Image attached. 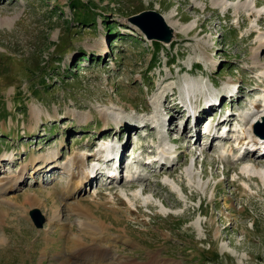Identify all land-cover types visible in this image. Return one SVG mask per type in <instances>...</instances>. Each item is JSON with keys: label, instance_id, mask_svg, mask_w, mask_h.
Returning a JSON list of instances; mask_svg holds the SVG:
<instances>
[{"label": "rangeland", "instance_id": "obj_1", "mask_svg": "<svg viewBox=\"0 0 264 264\" xmlns=\"http://www.w3.org/2000/svg\"><path fill=\"white\" fill-rule=\"evenodd\" d=\"M229 1L0 0V264H63L80 236L122 264H264V179L247 174L264 156L237 142L264 111V0ZM148 11L177 35L159 53L130 21ZM213 100L197 131L179 128L178 106ZM109 143L125 148L118 175L76 189ZM79 202L100 242L76 223Z\"/></svg>", "mask_w": 264, "mask_h": 264}, {"label": "bare ground", "instance_id": "obj_2", "mask_svg": "<svg viewBox=\"0 0 264 264\" xmlns=\"http://www.w3.org/2000/svg\"><path fill=\"white\" fill-rule=\"evenodd\" d=\"M249 5H253V7H254L253 12L255 13V11H256L255 9H258V7H256L258 5L256 2L248 1V2L241 3L242 10L245 8L246 9V12H247ZM212 6L214 8H218V9H221L223 11H226L230 7H235L236 5H235V3H232L229 0H212ZM253 7H251V8H253ZM238 9H240V7ZM243 11H245V10H243ZM167 18H168V16H167ZM168 25L170 27H172L169 23H168ZM0 26H1V24H0ZM176 37H177V35L175 33V37L174 38H176ZM104 52H105V50H103V53ZM215 100H213V101H215ZM206 103L207 102L205 101L204 104H201L199 106H197V105L195 106V104L194 105L189 104V107H188V105L186 106L187 103H185V105L183 107H181V105L178 106L177 107L178 110H182V113L179 114V117H181V118L186 117L187 121L185 122V125H186V123L188 121H191L192 122V128L195 131H197V129L199 128V126L202 125V124H200L201 118L202 117L203 118L206 117L207 114L210 113V110L215 109V107L218 104L216 101H215V103L214 102H211L210 104H208V103L206 104ZM184 107H186V109ZM34 114H35V118H37L40 115V113L38 114V111H36V110L34 111ZM262 114H263L262 118L261 119H257L258 118V116H257L256 117V119H257L256 121L263 120V118H264V111L262 112ZM206 118H204V119H206ZM171 121H172V119H171ZM171 121H170V123H171ZM252 124H254V123H252ZM248 125L250 127L251 124H248ZM210 127L207 128V130H208L207 133H210V131H211L210 130L211 129ZM184 129H185V127H184ZM127 131L128 130H126V132ZM246 131H247V128L244 130L243 134H246ZM253 131L254 130L252 129L250 133L247 132V135H244V136H243V134H241L242 138L241 139H237V142L240 143L239 146L242 145L241 149H245L247 151V154L246 155H249L251 153H260L261 156H264V138H260L258 140L254 139L253 136H252ZM199 134L200 133L197 134V137H198ZM198 139H199V137H198ZM171 140L174 141V142L172 141V143H174V144L176 143L175 142V139H171ZM213 140H214V138H213ZM177 141H178V139H177ZM250 141L255 142V144H254V146L251 145V146H248L247 147V143L250 142ZM120 143L122 144L123 142L120 140ZM123 149H125V148H123ZM123 149H122V145L121 146L119 145L117 147V152L120 151V150H121V152H118V154H116V156H115V154L113 153L114 150H113L112 146L109 143L105 147V151L102 152L103 154H102L101 158L102 159H106V160L109 158V161H108L109 164H113L114 163V160H115L116 162H118V164H119L118 166L119 167H122V166H124V162H123V156H124L123 155V151L124 150ZM245 157H247V156H245ZM54 158H56V155L55 154H51L48 157V159H54ZM35 160L36 159L34 158V161ZM244 160H245V158H244ZM54 161H56V159ZM157 161L160 162V160H157ZM82 162H83L82 157H77L75 160H73V162H71L72 165H70L69 168L70 167L71 168L77 167L80 164L82 165ZM104 162H107V161H104ZM252 162L255 165H259L260 164V161L259 160H254ZM164 165H166V164H164ZM82 166H84V165H82ZM53 167H56V166H53ZM106 170L107 169H104L103 168V169H101L99 171L98 168H94L93 167V169H90V170L87 169L86 172L84 171V172H82V174H79L78 176H75L74 171H73L72 174H74V175H73V178H72V181H73L72 183H73V185L75 183L76 185H74V187L76 186V189H78L79 187H82L85 183H92L94 180L97 181L98 179H100V176L106 175ZM114 173L117 174V171H115ZM247 174H249L248 176L258 177L260 179L261 178L264 179V172L262 170L258 169V168H255V170H250L249 173H247ZM109 178H111V177H109ZM101 179H102V177H101ZM132 179L135 180V178H132ZM75 180H77V181H75ZM10 185H11V183H10ZM9 188H10L9 184L6 183V185L0 190V192H2V191L6 192ZM72 190H73V187H71V183H69L67 185V187L65 189H63V191H67L68 192V193L66 192L67 195L69 194L70 196L73 197L75 194L72 192ZM61 195H63L62 197L66 196L65 193L64 194L62 193ZM0 197H1V195H0ZM34 203L36 204V202H34ZM68 206H70L69 207L70 210L72 209L71 211H73V215L78 216V220L76 219V223L78 224L81 232L84 231V232H87V233H91L92 234L91 236L94 237V240H96L98 242H100L99 240H103L104 239L103 234H105L106 231H105V233H103V231H104L103 228L97 226L96 223L92 224V225H96V226H91L90 225L91 224V220H88L90 214L87 213V212L90 211L89 208H88V206L87 207L84 206L81 202H79L78 204H75L74 203L73 205L70 204ZM60 208H61L60 206L59 207L57 205L55 206V209L53 210V214H52V216H53L52 218L53 219L50 220V227L51 226L53 227V226L57 225L58 223H60L63 220L61 218ZM91 216H93V215H91ZM101 228H102V230H99ZM67 232L68 231H65L66 234H67ZM70 233H68L67 235L75 238L76 235L75 234H72V233L70 234ZM76 237H78V236H76ZM71 241L75 242V245L77 246V250L72 249L71 250L72 257L71 258H65L64 259L65 261L62 262L63 264H122L120 262L119 263H116V261L113 260L114 258L111 257L110 254H108V253H106L104 251H103V253H100L96 249L88 248L87 245L85 244L83 238H81V236L79 238L75 239V240L74 239L73 240L71 239ZM81 251L82 252H85V255L83 253H81ZM78 255H80V256L82 255V257H78ZM159 260L160 259H158L157 256H153L150 259V261H148V262L140 263V262H138L136 260H131L130 259V261H128L127 263H125V262L124 263L125 264H162V263H160ZM121 262H123V261H121Z\"/></svg>", "mask_w": 264, "mask_h": 264}, {"label": "water", "instance_id": "obj_3", "mask_svg": "<svg viewBox=\"0 0 264 264\" xmlns=\"http://www.w3.org/2000/svg\"><path fill=\"white\" fill-rule=\"evenodd\" d=\"M133 26H136L143 34H145L151 41H157L162 43H171L175 37V33L168 25L167 19L155 11L142 12L136 16L130 18ZM261 124L256 126L257 133L262 132ZM39 209H34L30 213L31 220L35 223V227L42 229L46 225L47 221L40 212Z\"/></svg>", "mask_w": 264, "mask_h": 264}, {"label": "trees", "instance_id": "obj_4", "mask_svg": "<svg viewBox=\"0 0 264 264\" xmlns=\"http://www.w3.org/2000/svg\"><path fill=\"white\" fill-rule=\"evenodd\" d=\"M80 22H84V23H87V24L90 23V22H86V21H84V20H83V21L80 20L79 23H80ZM110 28H112V27H110ZM153 44H154V48H156V52H157V53H159L160 51H162V48H163V47L161 46V44H160L159 42H154V41H153Z\"/></svg>", "mask_w": 264, "mask_h": 264}]
</instances>
